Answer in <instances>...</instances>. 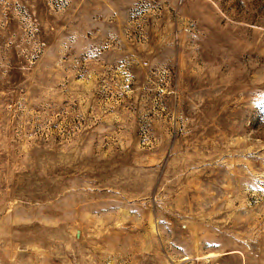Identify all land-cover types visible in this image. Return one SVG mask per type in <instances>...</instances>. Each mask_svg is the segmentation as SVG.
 I'll use <instances>...</instances> for the list:
<instances>
[{"label":"rangeland","instance_id":"1","mask_svg":"<svg viewBox=\"0 0 264 264\" xmlns=\"http://www.w3.org/2000/svg\"><path fill=\"white\" fill-rule=\"evenodd\" d=\"M0 264H264V0H0Z\"/></svg>","mask_w":264,"mask_h":264}]
</instances>
